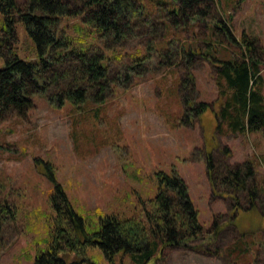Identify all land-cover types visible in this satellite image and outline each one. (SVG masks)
<instances>
[{
    "label": "rangeland",
    "instance_id": "rangeland-1",
    "mask_svg": "<svg viewBox=\"0 0 264 264\" xmlns=\"http://www.w3.org/2000/svg\"><path fill=\"white\" fill-rule=\"evenodd\" d=\"M68 1L77 8V0ZM136 3L142 12L132 20L130 34L98 41L110 56L114 80L103 102L89 95L80 105H58L54 94L77 73L78 64L68 59L47 74L48 96L37 92L26 115L10 112L0 119V202L14 210L2 215L0 264H34L46 247L40 242L49 236L53 196H58L47 176L48 162L90 227L106 214H139L159 191V171L175 170L184 178L205 228L212 230L217 221L213 247L226 253L167 246L146 264H264V131L233 133L226 123L218 129L215 112L222 100L218 59H239L244 50L255 48L252 55L260 60L264 77V0H208V12L186 17L176 14L178 0ZM75 20H68L70 32ZM223 22L235 39L222 29ZM13 46L22 57H35V42L23 24L13 42L0 47V66L12 56ZM145 53L149 57L127 78V65ZM56 69L61 75L68 71L67 79L54 80ZM201 101L211 107L203 110ZM208 152L220 179L215 187ZM248 165L254 172L246 186L235 190V183L221 181L238 166L244 176ZM80 258L81 264H113L98 243L88 244ZM114 259L135 264L123 252Z\"/></svg>",
    "mask_w": 264,
    "mask_h": 264
},
{
    "label": "trees",
    "instance_id": "trees-1",
    "mask_svg": "<svg viewBox=\"0 0 264 264\" xmlns=\"http://www.w3.org/2000/svg\"><path fill=\"white\" fill-rule=\"evenodd\" d=\"M178 1L180 7L176 14L181 13L184 17L192 12H208V0ZM141 12L136 0H77V8H73L68 0H0V47L13 42L21 24L35 42L34 58L22 57L18 46H13L12 56L5 57V64L0 66V119L10 112L26 115L33 106V94H48L47 74L68 59L78 64L77 73L54 94L58 105L68 101L80 105L89 95L103 102L114 80L110 56L98 41L101 38L106 41L110 35H114L115 40L126 38L132 30V20L137 21ZM72 18L76 20L72 22L73 31L70 32L68 20ZM64 19L67 23L59 26ZM223 23L222 29L227 28L228 33H225L235 39ZM256 41L252 38V44ZM254 50L247 48L239 59L217 60L216 78L222 98L219 109H215L218 129L226 123L233 133L264 131V77L260 60L252 55ZM193 54L188 50L187 55ZM1 57H4L2 53ZM148 57L145 53L133 59L136 62L127 65L126 77H129L130 69H137ZM67 73L61 75L56 69L53 79H65ZM199 107L204 110L211 106L201 101ZM95 114L99 117L98 112ZM39 161L36 160V164ZM206 165L215 187L220 179L212 152L207 153ZM47 167V176L56 183L58 196H53L55 215L49 223V236L40 242L46 247L37 252L34 264H81L80 254L92 243H98L113 264H123L115 263L114 258L120 252L129 254L135 264H146L167 246L192 248L215 256L226 253L218 246L213 247L219 235L217 221L212 230L205 228L188 184L175 170L173 174L159 171V191L139 214H106L95 227H90L58 182L52 163L48 162ZM242 170L241 166L229 169L221 181L235 183V190L246 186V180L254 170L248 165L244 176ZM251 201L256 206L255 195L251 196ZM236 210L240 213V207ZM3 213L13 214L14 210L0 202V226Z\"/></svg>",
    "mask_w": 264,
    "mask_h": 264
}]
</instances>
